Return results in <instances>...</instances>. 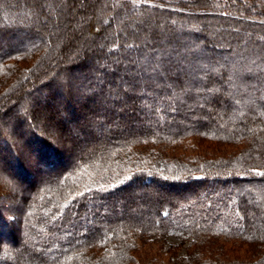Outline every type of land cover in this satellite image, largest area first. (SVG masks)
Returning a JSON list of instances; mask_svg holds the SVG:
<instances>
[{
  "label": "trees",
  "instance_id": "obj_1",
  "mask_svg": "<svg viewBox=\"0 0 264 264\" xmlns=\"http://www.w3.org/2000/svg\"><path fill=\"white\" fill-rule=\"evenodd\" d=\"M69 1L0 7V262L264 264V0Z\"/></svg>",
  "mask_w": 264,
  "mask_h": 264
},
{
  "label": "rangeland",
  "instance_id": "obj_2",
  "mask_svg": "<svg viewBox=\"0 0 264 264\" xmlns=\"http://www.w3.org/2000/svg\"><path fill=\"white\" fill-rule=\"evenodd\" d=\"M69 0H1L0 7L4 9V11L9 10L7 19L13 18L18 15L20 19L24 22L33 23L34 28L37 30L45 31L48 35V45L49 46H59V47H67L66 44L67 38L72 36L70 34L71 31L74 32L76 40L71 39L70 46L73 48L74 51H70L71 56L75 54V51H79L81 47L89 46V35H85L84 33L82 36L79 35V26L77 25L78 20H83L86 17V12L80 10V12H75L74 7L70 3ZM140 1V0H138ZM10 7V8H9ZM7 8V9H6ZM6 9V10H5ZM84 9V5L82 6ZM3 11V12H4ZM94 14L100 15L97 10H95ZM76 16V20L73 18ZM0 17H3L1 14ZM93 26H100L98 23L92 22ZM78 26V27H77ZM80 36V37H79ZM69 40V39H68ZM17 145V144H16ZM24 151V154H28L29 152ZM182 148L175 150L177 155L182 154ZM200 151H194L191 149L188 151L187 156H196L197 153ZM25 158V156H24ZM25 164V162L23 161ZM28 165V164H27ZM2 168V167H1ZM4 169V168H2ZM56 175L57 173L52 172L51 175ZM34 179V178H33ZM4 184L0 183V188L4 187ZM27 186V187H26ZM22 186L26 188V190H31L29 185ZM1 196V194H0ZM16 227V226H15ZM6 246H11L10 241L5 242ZM178 247V256L183 257L186 255V248L188 246L187 243H184L181 238L176 235H169L166 240L165 249L168 247ZM145 255L142 257H146L147 259L152 258L156 253L151 249L153 247L145 246ZM245 252L239 254L242 256ZM138 255V254H137ZM141 255V251H140ZM143 259V258H142ZM246 261V260H245ZM0 264H2L0 262Z\"/></svg>",
  "mask_w": 264,
  "mask_h": 264
},
{
  "label": "snow or ice",
  "instance_id": "obj_3",
  "mask_svg": "<svg viewBox=\"0 0 264 264\" xmlns=\"http://www.w3.org/2000/svg\"><path fill=\"white\" fill-rule=\"evenodd\" d=\"M261 175H264V173H261Z\"/></svg>",
  "mask_w": 264,
  "mask_h": 264
}]
</instances>
